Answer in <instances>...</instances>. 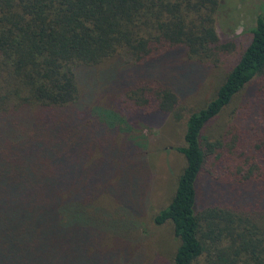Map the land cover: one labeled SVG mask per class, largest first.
<instances>
[{"label": "trees", "instance_id": "16d2710c", "mask_svg": "<svg viewBox=\"0 0 264 264\" xmlns=\"http://www.w3.org/2000/svg\"><path fill=\"white\" fill-rule=\"evenodd\" d=\"M221 1L0 0V264H30L40 226L111 188L88 252L109 264L128 254L141 173L122 190L105 152L144 160L138 123L173 111L236 51L216 33ZM246 33L212 97L186 117L183 166L152 216L171 226V264H264V1Z\"/></svg>", "mask_w": 264, "mask_h": 264}, {"label": "rangeland", "instance_id": "374dc122", "mask_svg": "<svg viewBox=\"0 0 264 264\" xmlns=\"http://www.w3.org/2000/svg\"><path fill=\"white\" fill-rule=\"evenodd\" d=\"M263 1L222 0V7L215 21L218 37L222 41L233 38L238 51L247 43L246 32L252 26L260 2ZM236 51L221 58L217 66L206 68L200 86L197 89L183 91L180 103L173 111L157 117L155 121L147 122L148 124L138 123L137 127L141 131L139 133L135 131V134L140 135L139 142L144 146L142 148L145 153L144 160L131 158L129 155L131 151L126 149L121 152L116 150L105 152V159L111 156L112 160H116V165H119L122 172L119 185L122 190L129 187L127 175H136L137 170L141 173L138 175L141 184L139 183L137 188L140 189V198L131 211L135 215L130 216L133 226L126 242L128 254L120 256L115 261L112 260L111 264H132L133 261V264H171L176 246L171 226L167 222L159 226L154 225L152 216L169 202L177 175L183 166L182 156L176 148L182 145L183 123L186 117L191 111L200 107L203 101L212 97L224 73V65L233 62ZM232 108L233 106L227 108L209 125L212 136L228 125ZM133 125L135 126L134 122ZM114 142L119 145L117 137L114 138ZM124 157L129 163L126 161L125 164L121 159ZM78 173V169H74L67 175H78ZM111 193H113L112 188L109 191L99 192L82 213L75 209L64 208L61 211L65 214L63 222H51L40 226L37 232L35 231V241L31 242L34 245L35 255L39 258H33L30 264H109L107 256L99 258L97 252L92 253L93 249L89 252L88 250L93 247L92 244L98 242L101 233V226L96 224L93 216H98L97 211L110 213L113 207ZM145 200L146 203L142 204ZM66 214L69 216L68 221ZM1 222L2 220L0 224Z\"/></svg>", "mask_w": 264, "mask_h": 264}]
</instances>
